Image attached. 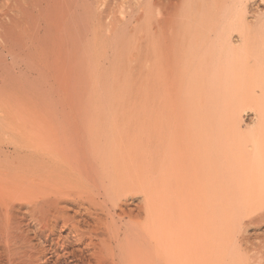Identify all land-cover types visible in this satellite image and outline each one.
I'll use <instances>...</instances> for the list:
<instances>
[{
	"label": "bare ground",
	"instance_id": "1",
	"mask_svg": "<svg viewBox=\"0 0 264 264\" xmlns=\"http://www.w3.org/2000/svg\"><path fill=\"white\" fill-rule=\"evenodd\" d=\"M145 64L155 137L77 109ZM0 264H264V0H0Z\"/></svg>",
	"mask_w": 264,
	"mask_h": 264
},
{
	"label": "rangeland",
	"instance_id": "2",
	"mask_svg": "<svg viewBox=\"0 0 264 264\" xmlns=\"http://www.w3.org/2000/svg\"><path fill=\"white\" fill-rule=\"evenodd\" d=\"M141 67L143 69H145L144 72H142L143 76H142V74L130 75L127 73L123 76L124 79L122 76L120 78H115L114 76H109V77H105L106 79L104 78L105 80H103V82L90 80L91 83H89L90 81H84L87 83H83V81H81V84L83 85V87L87 91L83 90L84 88L82 87V85L79 86L80 83L78 81H74L75 83L72 82L73 89H76V90L80 89L79 91L77 90L78 92L74 91L77 94L73 93L74 94L73 96L76 97V98L73 97V100L76 102V100L78 99V101L76 102L77 105L81 101L83 102V103L82 102L80 103L79 107L77 106L78 108L75 107L76 105L73 102V105L75 107L74 108L75 111H76V108L81 110V111L79 110L80 113L83 112L84 109H87L90 111H97L98 110V111H102L104 113L107 112L108 109H109V112L123 111L126 114L124 116L128 117L130 119L131 124L135 125V123L137 122L136 125H138V123H139V125L140 124L143 125V122H145L144 126H146V122H147V124H148L147 132H149V133L151 132L150 135L152 137L153 136L155 137V135H156V128L154 130V127H156L155 122L157 119V115L155 113L156 107L164 108V109H167V108L172 109L173 111H175V114L173 116L179 121L181 119V113H182L181 109L184 107V90H183L184 79L183 78L180 79L179 77H171L169 79L168 78H166V79L165 78L153 79L152 73H151L152 70L150 69V67L146 66V64L141 65ZM140 78H142V79H140ZM77 83H79V84H77ZM85 84H88V85H86L89 87V88L87 87L88 89H86ZM106 87H107V89H106ZM83 91H84V95L87 94L89 97L87 95L84 96L82 93ZM106 92L108 93L109 97L106 95ZM130 93H131V95H130ZM122 96H123V99H121ZM139 97H140V99H138ZM144 97L146 98V101L143 100ZM136 99H138L139 101L136 102V104H135ZM128 101H129V103H128ZM146 103H147V105H146ZM107 104L110 108L105 106ZM115 104H116L117 108L114 107ZM140 104H141V107L139 108ZM143 104L147 107L145 108V106ZM91 105H92V108L90 107ZM86 106H87V108H86ZM132 106H135L136 110H135V107H132ZM142 106H144L143 107L144 109H142ZM88 107H89V109H88ZM130 107H132V108L130 109ZM84 113H85V110H84ZM240 113H241V116L239 117V123L240 122L242 123L241 127H242V130L244 132L249 133L252 130H257L261 126V123L257 122L255 116H253V118H252L253 121L249 120V119H251V116L254 115L252 112V109H242V110H240ZM134 114L137 115V117L139 116L138 121L136 120V118H134L135 117ZM167 114H170V112L167 111V112H165L164 115H167ZM142 115H143V117H145L147 115L149 120L147 119V117L142 118ZM132 117L134 120L132 119ZM158 117L160 118L159 113H158ZM241 118H242V120H241ZM153 119H154V121H153ZM152 121H153V124H152ZM248 121H250V122H248ZM151 124L153 127L150 126ZM171 124L172 123H170V126L168 127L167 131L164 134V136H166V137H168V135L173 132V128L175 127L174 124H172L173 127ZM230 125L231 124H226V127H228V126L230 127ZM251 148H252V146L251 147L249 146V148L247 150H251ZM261 214L262 213H260V215ZM253 215H258V214H253ZM254 229L255 228H253L252 231Z\"/></svg>",
	"mask_w": 264,
	"mask_h": 264
}]
</instances>
